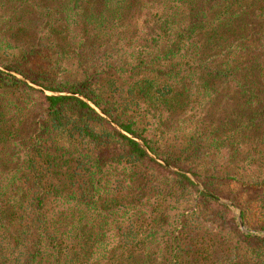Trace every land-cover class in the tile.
Instances as JSON below:
<instances>
[{
	"label": "trees",
	"instance_id": "16d2710c",
	"mask_svg": "<svg viewBox=\"0 0 264 264\" xmlns=\"http://www.w3.org/2000/svg\"><path fill=\"white\" fill-rule=\"evenodd\" d=\"M0 66L106 116L0 72V264H264V0H0Z\"/></svg>",
	"mask_w": 264,
	"mask_h": 264
},
{
	"label": "water",
	"instance_id": "95a60500",
	"mask_svg": "<svg viewBox=\"0 0 264 264\" xmlns=\"http://www.w3.org/2000/svg\"><path fill=\"white\" fill-rule=\"evenodd\" d=\"M0 72H3V73H7L11 76H13L14 78H16L17 80L23 82L24 84L26 85H29L37 90H39L40 92H42L44 95L46 96H76V97H79L81 100H83L85 103L88 104L89 107H91L97 114H99L101 117L103 118H106V116L99 110L97 109L92 103H90L89 101H87L84 97L82 96H79L77 94H73V93H51V92H46V91H43L40 87H38L37 85L33 84L32 82L26 80L24 77H22L20 74L8 69V68H4L2 66H0ZM107 121L112 124L120 133H122L123 135L127 136L128 138L130 139H133L135 140L142 148H144V146L142 145V143L136 139L135 137H132L131 135L123 132L121 129H119L117 127V125H115L110 119H107ZM144 150L150 155V157L154 158L155 157L153 155H151L145 148ZM160 163H162L161 161H159ZM163 164V163H162ZM172 169V168H170ZM174 171H177L176 169H172ZM189 176V175H188ZM190 177V176H189ZM191 178V177H190ZM192 181H194L196 183V181L194 179L191 178ZM239 224H241L240 220H239ZM263 236H264V232H263Z\"/></svg>",
	"mask_w": 264,
	"mask_h": 264
},
{
	"label": "rangeland",
	"instance_id": "374dc122",
	"mask_svg": "<svg viewBox=\"0 0 264 264\" xmlns=\"http://www.w3.org/2000/svg\"><path fill=\"white\" fill-rule=\"evenodd\" d=\"M5 68V67H4ZM23 77V76H22ZM16 79V78H15ZM26 79V78H25ZM27 80V79H26ZM19 81V80H18ZM29 81V80H28ZM23 83V82H22ZM29 86V85H28ZM31 87V86H30ZM33 88V87H32ZM35 89V88H34ZM37 90V89H36ZM39 91V90H38ZM152 155V154H151ZM155 157V156H154ZM156 159V157H155ZM162 162V161H161ZM172 168V167H170ZM169 168V169H170ZM174 169V168H172ZM170 169V170H172ZM177 170V169H176ZM174 171V170H173ZM191 177V176H190ZM192 178V177H191ZM194 179V178H192ZM195 180V179H194ZM196 181V180H195ZM196 184L198 185V188L199 190L201 191H204V189L202 188V186L196 181ZM222 189H228L226 187H222ZM218 201L220 203H224L225 205H227L228 207H231L233 208V211H234V215L236 217V221H237V224H238V231L241 233V234H244V235H249L251 237H263V232L261 231H255V230H251V229H248L247 227H245L243 225V222L240 218L241 216V211H240V208L235 204V203H232L231 201H226V200H222V199H218ZM239 220L241 222V224H239Z\"/></svg>",
	"mask_w": 264,
	"mask_h": 264
}]
</instances>
